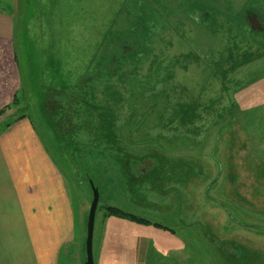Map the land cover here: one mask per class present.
<instances>
[{
	"label": "rangeland",
	"instance_id": "obj_1",
	"mask_svg": "<svg viewBox=\"0 0 264 264\" xmlns=\"http://www.w3.org/2000/svg\"><path fill=\"white\" fill-rule=\"evenodd\" d=\"M159 2L18 0L0 132L25 116L65 172L59 264L86 261L89 181L94 264H264V0Z\"/></svg>",
	"mask_w": 264,
	"mask_h": 264
},
{
	"label": "crops",
	"instance_id": "obj_2",
	"mask_svg": "<svg viewBox=\"0 0 264 264\" xmlns=\"http://www.w3.org/2000/svg\"><path fill=\"white\" fill-rule=\"evenodd\" d=\"M19 8L18 0H0V46L15 65L12 15ZM67 182L27 118L1 133L0 264H59L77 229Z\"/></svg>",
	"mask_w": 264,
	"mask_h": 264
},
{
	"label": "water",
	"instance_id": "obj_3",
	"mask_svg": "<svg viewBox=\"0 0 264 264\" xmlns=\"http://www.w3.org/2000/svg\"><path fill=\"white\" fill-rule=\"evenodd\" d=\"M89 186L92 191V203L89 208V214L87 217V226H86V240H85V246H86V261L83 264H94V260L92 257V241H93V229H94V219L96 215V208L99 202V192L98 189L94 188L92 181H89Z\"/></svg>",
	"mask_w": 264,
	"mask_h": 264
},
{
	"label": "trees",
	"instance_id": "obj_4",
	"mask_svg": "<svg viewBox=\"0 0 264 264\" xmlns=\"http://www.w3.org/2000/svg\"><path fill=\"white\" fill-rule=\"evenodd\" d=\"M53 99L51 98V101H52ZM17 101V100H16ZM17 105H18V101H17ZM45 107H47L46 105H45ZM21 119H25V116H20V117H18V118H16V119H14L13 120V123H15L16 121H18V120H21ZM13 123L12 124H7V125H5L4 127H3V129H2V131L0 132V135H1V133L3 132V131H5V130H7L9 127H11L12 125H13ZM61 172H63L64 174H65V172H64V170H62V171H60V173ZM65 178H66V176H65ZM107 215H111V216H115V217H118V218H125V219H127V220H129V221H134V222H136V223H138V224H140V225H146V226H153V227H157L158 229H163V230H166V231H169V229H167L166 227H164L163 225H161L160 223H156V224H153L150 220H147V219H145V218H140V217H137V216H135V215H130V214H128V213H126V212H124L123 210H120V209H117V208H115V207H108L107 208ZM63 253H64V249H63V251H61V254L59 255V261L61 260V258L60 257H62L63 256Z\"/></svg>",
	"mask_w": 264,
	"mask_h": 264
}]
</instances>
